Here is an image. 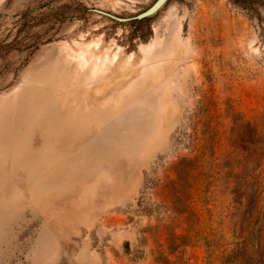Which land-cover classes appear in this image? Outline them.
<instances>
[{
    "label": "rangeland",
    "instance_id": "obj_1",
    "mask_svg": "<svg viewBox=\"0 0 264 264\" xmlns=\"http://www.w3.org/2000/svg\"><path fill=\"white\" fill-rule=\"evenodd\" d=\"M156 1L0 0V264H264V0Z\"/></svg>",
    "mask_w": 264,
    "mask_h": 264
},
{
    "label": "water",
    "instance_id": "obj_2",
    "mask_svg": "<svg viewBox=\"0 0 264 264\" xmlns=\"http://www.w3.org/2000/svg\"><path fill=\"white\" fill-rule=\"evenodd\" d=\"M169 2V0H157L156 3L150 8L148 9L146 12L134 17V18H130V19H122L119 18L117 16H114L110 13L101 11V10H93L94 13L101 15L103 17H107L110 18L118 23H128V22H132V21H143V20H147L150 18H153L154 16H156L165 6L166 4Z\"/></svg>",
    "mask_w": 264,
    "mask_h": 264
},
{
    "label": "trees",
    "instance_id": "obj_3",
    "mask_svg": "<svg viewBox=\"0 0 264 264\" xmlns=\"http://www.w3.org/2000/svg\"><path fill=\"white\" fill-rule=\"evenodd\" d=\"M146 21H142V22H133L134 24H144ZM4 45H2V43L0 42V59H3L8 53L14 52L16 49H11V50H7L5 47H3ZM39 50V48H35L33 53H36Z\"/></svg>",
    "mask_w": 264,
    "mask_h": 264
}]
</instances>
